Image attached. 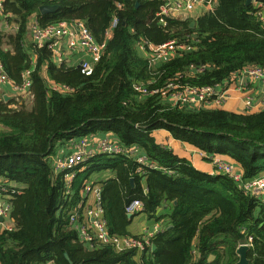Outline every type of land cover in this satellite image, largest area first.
Listing matches in <instances>:
<instances>
[{
	"label": "trees",
	"instance_id": "1",
	"mask_svg": "<svg viewBox=\"0 0 264 264\" xmlns=\"http://www.w3.org/2000/svg\"><path fill=\"white\" fill-rule=\"evenodd\" d=\"M209 1L211 10L185 19L159 16L163 0H0V61L8 86L22 85L31 72L27 92L9 102L0 95V178L21 188L11 198L15 230L0 231V264H69L66 254L73 264H237V249L250 239V264H264V197L196 169L155 136L168 131L204 152L210 164L212 156L230 158L244 182L264 176V109L174 106L168 94L158 93L170 84L227 90L248 69H264V22L256 6ZM45 5L59 10L41 16ZM35 22L42 29L81 22L106 44L93 75L57 64L53 50L39 48L31 40ZM170 43L175 50L151 65L150 46ZM106 134L128 150L137 147L156 169L138 174L137 157L127 153L97 154L66 173L56 171L52 157L71 142ZM107 171L115 177L93 182V175ZM89 184L102 189L111 238H137L127 213L135 199L144 206L138 214L166 222L145 252L80 238L70 223L74 216L77 226H92L85 218Z\"/></svg>",
	"mask_w": 264,
	"mask_h": 264
},
{
	"label": "built area",
	"instance_id": "2",
	"mask_svg": "<svg viewBox=\"0 0 264 264\" xmlns=\"http://www.w3.org/2000/svg\"><path fill=\"white\" fill-rule=\"evenodd\" d=\"M164 4L161 8L159 16H170V17H187L190 14L195 13L198 10L209 11L213 7V2L209 1L205 4L204 0H163ZM257 8V14L264 22V2L262 0H254L253 3ZM3 11V6L0 3V12ZM118 24L117 20L113 22V27ZM31 39L34 41L39 48L48 46L49 49L53 50L58 62L63 63V53L58 47L61 40H66V45L69 50L76 51L82 50L87 56V60H83L78 64V68L84 76L90 77L94 73L95 65L100 62L103 57L106 44H99L96 42L89 30L81 22L76 23H61L55 26L47 27L42 29L38 23L31 25ZM175 44L170 43L169 45L162 46L158 49L150 46V49L154 53L152 57L151 65L156 64L162 58H167L173 50H175ZM182 49V47H181ZM144 52V49H141ZM31 72L27 71L23 78L22 85L11 84V88L15 93H25L31 88L30 81ZM247 79L254 82H260L264 86V69L262 68H251L248 69L244 76L239 78L240 82L235 87L227 90H223L222 87H205L195 88L180 86L178 84H170L165 90L158 93L168 94L167 98L174 106H190L192 108H226L228 103L234 99V93H243V88ZM9 78L5 71L3 64L0 61V86L8 85ZM59 90L60 88H56ZM136 90L147 96V90L141 86H137ZM253 109V100L247 97L244 100V106ZM112 136L104 139H99L95 142L97 146L96 151H89L92 145L91 140L83 139L79 141V149H75L74 154L66 159H58L54 156L52 161L54 167L58 173H66L68 170L87 162L90 158L97 154H108L110 156H118L121 154L130 153L137 157V162L140 164L137 170L138 174L145 175L147 170L156 169L155 165L149 164L147 159L139 155L137 147L130 150L111 139ZM200 156L204 159L207 155L201 152ZM226 157L223 156H212L211 164L214 165V171L216 174L227 176L236 182H239L244 190L251 195L260 198L264 197V176L252 179L249 181H243L242 174L238 173V168L235 163L225 161ZM66 179L71 181L72 177L67 174ZM101 193L102 189L96 184H89L85 190V194L88 197H94V201L85 208V218L90 221L92 226L79 227L76 217L71 218L70 224H75L79 231L80 238L87 243L96 240L103 244H113L114 248L121 252L125 249L136 250L139 254H142L151 246L150 240L157 234H159L166 225L165 221L157 223L153 229V232H143L142 235H137V238H111L109 236L107 222L105 220V211L101 205ZM21 188L16 184H8L4 178H0V217L3 218V222H0V231L12 232L15 230L14 222L11 220L12 203L11 198L14 195H20ZM143 203L135 199L130 202L127 207V213L136 215L143 210ZM91 231V232H90ZM252 239L246 244L251 247ZM241 245V246H242Z\"/></svg>",
	"mask_w": 264,
	"mask_h": 264
},
{
	"label": "crops",
	"instance_id": "3",
	"mask_svg": "<svg viewBox=\"0 0 264 264\" xmlns=\"http://www.w3.org/2000/svg\"><path fill=\"white\" fill-rule=\"evenodd\" d=\"M197 13H199V15L203 14L204 10H198L193 14H197ZM5 27L9 28V25H5ZM58 47L60 48V50L63 53V58H64L63 63H65V64H68L71 66H78V64L81 61L88 59V56L80 49L73 51V52L71 50H69L67 45H66L65 39L61 40ZM239 82H240V80L237 83H239ZM237 83L232 85L229 89L235 87V85ZM2 93H4L5 96H9L10 98H14L16 96L15 95L16 93L13 92L12 88L9 87L8 85L0 86V95ZM233 97H235V98L229 102V104L226 106V108L224 110L234 112V113H245L246 111L243 110L244 109V100L247 97H249L253 100V109H252V111H250L251 113H257V112H260L264 109V86L260 82H254V81H251L250 79H247V82L245 83L244 88H243V93H238V92L234 93ZM156 135H157V137L162 135L163 139H162V141H160V143L165 144V145L169 146L170 148H172L176 152V154H178L180 156V158L188 159V160L192 161V164L196 169H198L204 173H207V174H211V175L215 174L216 175V173L214 171V165L203 161V158L200 156V154H201L200 150H198V149H196L190 145L180 143L176 140H173L170 137V133L168 131H165V130L156 131L155 136ZM110 136H111L110 134H106L103 136H96L97 139H94V144H92L90 146L89 151H96L93 148L96 146L95 142H97L99 139L108 138ZM89 140H91V139H89ZM61 152H63V151H61ZM59 155H61V154L59 153L57 156H54V157L61 159L63 156H59ZM142 157H144V156H142ZM66 158H67V156L63 157L62 159H66ZM144 158L147 159L146 157H144ZM226 159L228 160L230 158L226 157ZM114 177L115 176L113 175V173H111L110 171H107V172L95 174L92 177V180H93V182L98 183V182L107 181V180L112 179ZM85 196L87 197V200H88L87 204H91L94 201V197H88L86 194H85ZM157 223L158 222H156L154 220H149L143 214H138L132 219V224L129 228V231L133 236L142 235L143 232H145V233L146 232H153V229Z\"/></svg>",
	"mask_w": 264,
	"mask_h": 264
},
{
	"label": "water",
	"instance_id": "4",
	"mask_svg": "<svg viewBox=\"0 0 264 264\" xmlns=\"http://www.w3.org/2000/svg\"><path fill=\"white\" fill-rule=\"evenodd\" d=\"M253 4V0H247L246 5L247 6H251ZM59 10V5H54V6H42L40 8V14L41 16H45V15H49V14H54ZM192 26H194V23L192 24ZM13 98H10L9 96H5V101L9 102L11 101ZM132 186H135V181L132 180L131 181ZM133 215L128 214V219L132 220L133 219ZM0 222H3V218L0 217ZM250 247L247 245H242L240 246L237 251L236 254L239 257V262L237 264H250L249 260H248V253L250 251ZM153 250H156V247L153 246ZM66 259L68 260L69 264H73V262L71 261L70 257L66 254Z\"/></svg>",
	"mask_w": 264,
	"mask_h": 264
},
{
	"label": "rangeland",
	"instance_id": "5",
	"mask_svg": "<svg viewBox=\"0 0 264 264\" xmlns=\"http://www.w3.org/2000/svg\"><path fill=\"white\" fill-rule=\"evenodd\" d=\"M253 3H254V0H253ZM190 15H191V17H190ZM190 15H188L187 17H184L185 19H191V18H194V17H196V16H198L199 15V13H197V14H190ZM53 26H55V25H53ZM57 64H60V62H57ZM78 67V66H77ZM229 104V103H228ZM225 109V108H224ZM243 110H245L246 112L245 113H247V112H250V111H252V109H249V108H247L246 107V105L244 106V109ZM94 139H97V137H92L91 138V141L92 142H90V143H92V144H94ZM156 139L158 140V142L160 143V141H162V139H163V136L162 135H160V136H158L157 137V135H156ZM113 142H115V143H117V144H119V141L118 140H116V138H112L111 139ZM181 143V142H180ZM160 144H162V143H160ZM185 144V143H184ZM79 142L78 141H76V142H71L70 143V145H69V147L64 151V152H60V154L63 156V157H71V156H73L74 154L76 155L77 153H75L74 152V150L75 149H79ZM164 146H167V145H165V144H163ZM169 147V146H168ZM94 148V150H97V146H95V147H93ZM201 152V151H200ZM108 155V154H107ZM62 157V158H63ZM61 158V159H62ZM225 161H227V162H230V163H233L230 159H226ZM94 176V175H93ZM92 176V177H93ZM87 211V210H86ZM86 211H85V213H86Z\"/></svg>",
	"mask_w": 264,
	"mask_h": 264
},
{
	"label": "clouds",
	"instance_id": "6",
	"mask_svg": "<svg viewBox=\"0 0 264 264\" xmlns=\"http://www.w3.org/2000/svg\"><path fill=\"white\" fill-rule=\"evenodd\" d=\"M134 216V215H133Z\"/></svg>",
	"mask_w": 264,
	"mask_h": 264
}]
</instances>
